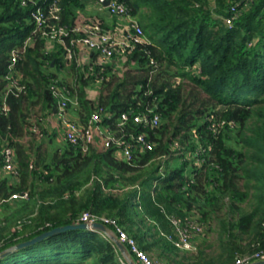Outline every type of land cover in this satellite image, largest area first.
<instances>
[{
    "label": "trees",
    "instance_id": "16d2710c",
    "mask_svg": "<svg viewBox=\"0 0 264 264\" xmlns=\"http://www.w3.org/2000/svg\"><path fill=\"white\" fill-rule=\"evenodd\" d=\"M84 1L61 0V22L72 27ZM120 1L146 40L116 53L113 64H94L87 77L88 65L77 67L73 58L77 76L68 83L54 71L65 66L64 48L46 52L39 35L20 59L26 91L10 94V110L0 116V147L15 148L17 180L0 178V201L25 191L28 197L0 203V264H126L113 239L97 230L69 229L14 248L82 223L85 211L115 219L168 264H236L264 253V0ZM33 28L29 7L0 0V102L11 50ZM56 80L72 89L71 111L82 124L99 111L119 136L144 132L154 148L132 161L93 143L86 151L68 141L44 148L30 130L57 111L50 90ZM92 85L96 99L88 94ZM38 104L44 113L37 117ZM150 111L160 114L158 126L133 121ZM124 112L130 119L120 126ZM194 217L205 228L204 241L216 232L196 254L161 233L175 236L173 219L186 225Z\"/></svg>",
    "mask_w": 264,
    "mask_h": 264
},
{
    "label": "built area",
    "instance_id": "2783aa9c",
    "mask_svg": "<svg viewBox=\"0 0 264 264\" xmlns=\"http://www.w3.org/2000/svg\"><path fill=\"white\" fill-rule=\"evenodd\" d=\"M17 1L23 7H29V15L34 23V28L21 42V45H16L11 50V60L4 76L7 85L5 94L0 102V116L7 114L10 110L7 101V97L10 94L19 95L26 91V84L22 82L23 74L19 67V62L27 47L35 42L37 35L52 43L61 45L64 48L67 61L77 58L78 49H86L97 53L96 63L100 65L113 64L116 53L120 52L124 55L134 49L137 43L143 41L142 26L131 14L129 7L120 0H110L108 5H104L100 0H97L101 4V9L111 16H117L124 21L123 27H115L114 29L104 26L100 17L84 18L83 21L87 22L76 23L69 27L61 22V0ZM232 9L235 10V7ZM226 21L232 23L233 17H228ZM48 50L50 51V48ZM48 50L46 52H49ZM85 75L87 77L94 75L92 64L86 69ZM98 79L101 81L103 76H99ZM57 81L51 83L50 90L57 100L56 115L64 127V138L66 141L80 146L84 151L87 150L90 143L95 144L99 148L114 147L116 157L126 161H132L137 152L154 148L155 143L144 132L130 134L128 138H124L123 135L119 136L115 130L103 123L99 111H95L92 114L87 126L82 124L73 116L71 111V106L77 104V98L73 94L72 89L66 84H58ZM152 113L150 111V113L135 114L133 121L156 127L161 122V116L159 113ZM129 119L130 113H122L119 125L124 126ZM33 129L34 131H39L37 127ZM15 173H17L15 148L10 144H5L0 147V178L7 177L9 178V183H12V175ZM22 197L27 198L28 192L13 194L10 198L1 200L0 203ZM80 220L89 224L102 222L107 225L109 232L117 236L126 245L138 264H168L143 250L137 240L120 227L115 219L85 211ZM173 223L175 224V236L164 231H161V233L181 249L196 250L198 242L205 231L204 226L198 221L197 217L188 220L186 225H182L178 219H173ZM109 224H112L114 229H111L108 226ZM258 258H264V253L244 256L238 259L236 264H250L254 259ZM126 264L128 263L126 262Z\"/></svg>",
    "mask_w": 264,
    "mask_h": 264
},
{
    "label": "crops",
    "instance_id": "0c3cea01",
    "mask_svg": "<svg viewBox=\"0 0 264 264\" xmlns=\"http://www.w3.org/2000/svg\"><path fill=\"white\" fill-rule=\"evenodd\" d=\"M93 17L94 18L100 17L103 20L102 21L103 25L111 29H114L118 24L121 25L124 24V21L122 19H119L117 16H111L105 10L101 9V4L97 0H85L84 7H80L77 9V16L75 18L74 25L76 23L81 24L87 22V21H83L84 18L91 19ZM116 20H120V21H116ZM45 42H46L45 50H48V48H50V52L57 51V47H58L57 45L59 44L52 43L48 40H46ZM96 56L97 53L95 51L78 49L77 58H76L77 67L83 68L86 67L85 65L89 66L90 64L95 66L94 64H97ZM118 58H120V56ZM65 60H66L65 66H63L60 69H54V71L60 75V78L65 79V81H67L68 83H72L73 81H75L76 79L75 77L77 76V74L76 71L71 67L72 64L69 61H67L66 57ZM97 88H98L97 85L96 86L92 85L88 88V94L92 99H96L98 97ZM76 116L74 117L77 118L78 116L77 117ZM40 120H41L40 125L36 121H34L35 123H33L32 125L33 128L38 127L37 129L39 131L38 132L34 131V129L31 126L30 136L34 135L39 142H43V144L45 145L44 148L47 147L51 149L53 148V146L55 147L60 146L66 141L64 138V127L60 119L57 117L56 112L48 113L46 116L41 117ZM30 136L27 135L25 138L26 139L30 138ZM52 141L54 143L53 145L51 144ZM16 180H17L16 178L12 177V183L16 182ZM203 238L204 237H202L199 241L202 240L204 241Z\"/></svg>",
    "mask_w": 264,
    "mask_h": 264
},
{
    "label": "water",
    "instance_id": "95a60500",
    "mask_svg": "<svg viewBox=\"0 0 264 264\" xmlns=\"http://www.w3.org/2000/svg\"><path fill=\"white\" fill-rule=\"evenodd\" d=\"M104 5H108L110 3V0H100ZM69 229H88V230H97V231H101L104 232L108 235H110V237L113 239V241L116 243V245L119 247L124 259L126 260V262L128 264H138V262L135 260V258L133 257V255L130 254L128 248L126 247V245L124 243H122L117 236H115L114 234L109 232V229L107 227V225H105L102 222H95L92 224L86 223V222H82V223H72V224H68L65 226H59L56 227L52 230L46 231L44 233H42L41 235L30 239L28 241L22 242L18 245H16L14 248H20L23 246H27L30 244H33L39 240L44 239L47 236L50 235H54L56 233L62 232V231H66ZM11 250V249H10ZM6 253V252H5ZM4 253V254H5ZM250 264H264V258L261 259H254Z\"/></svg>",
    "mask_w": 264,
    "mask_h": 264
},
{
    "label": "rangeland",
    "instance_id": "374dc122",
    "mask_svg": "<svg viewBox=\"0 0 264 264\" xmlns=\"http://www.w3.org/2000/svg\"><path fill=\"white\" fill-rule=\"evenodd\" d=\"M136 18V17H135ZM137 19V18H136ZM116 21H120V20H116ZM116 27H123V25H121V24H118ZM145 38V39H144ZM143 39L144 40H146V37L145 36H143ZM123 61L125 60V57H123V59H122ZM179 80V79H178ZM177 80V81H178ZM44 113V111H43V109H42V107H41V104H38V105H36L35 106V108H34V111L32 112V114L34 115V116H41L42 114ZM38 128V127H37ZM233 136H234V140L232 141L234 144H236V142H234L235 140H237V137L235 136V134H233ZM237 145V144H236ZM188 171H189V169H188ZM246 208H248V206H245ZM215 227H216V225H214ZM216 235V232L215 231H210L209 232V234H208V236H207V239L209 238V240H213L214 239V236ZM204 237V236H203ZM206 238V237H205ZM204 239V238H203ZM209 240H205L204 241V243H203V240L202 241H200L199 242V244H198V246H197V249L196 250H192V251H189V250H185V251H188V252H190V253H192V254H196L198 251H199V249H198V247H201L202 245H209V243H210V241ZM184 250V249H183ZM214 249L212 248H209L208 249V252L209 253H211L212 251H213ZM214 252V251H213ZM212 252V253H213ZM152 255V254H151Z\"/></svg>",
    "mask_w": 264,
    "mask_h": 264
}]
</instances>
